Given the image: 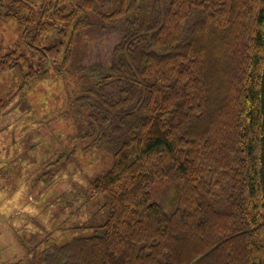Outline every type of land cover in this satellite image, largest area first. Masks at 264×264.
<instances>
[{
  "label": "trees",
  "instance_id": "trees-1",
  "mask_svg": "<svg viewBox=\"0 0 264 264\" xmlns=\"http://www.w3.org/2000/svg\"><path fill=\"white\" fill-rule=\"evenodd\" d=\"M0 21L30 52L0 45V116L79 74L77 124L112 158L107 219L42 264H264V0H0Z\"/></svg>",
  "mask_w": 264,
  "mask_h": 264
},
{
  "label": "rangeland",
  "instance_id": "rangeland-1",
  "mask_svg": "<svg viewBox=\"0 0 264 264\" xmlns=\"http://www.w3.org/2000/svg\"><path fill=\"white\" fill-rule=\"evenodd\" d=\"M23 32L13 22L0 21L3 51L29 55ZM87 43L83 35L75 43L77 73ZM81 80L73 73L34 82L0 116V264H42L44 251L94 235L84 227L107 219L106 196L93 194L90 183L110 168L112 158L95 149L77 124L84 110L78 112L73 98L84 85ZM15 92V75H0L3 97Z\"/></svg>",
  "mask_w": 264,
  "mask_h": 264
}]
</instances>
